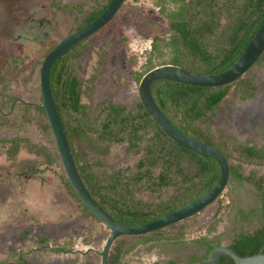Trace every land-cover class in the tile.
Returning <instances> with one entry per match:
<instances>
[{
  "label": "rangeland",
  "instance_id": "obj_1",
  "mask_svg": "<svg viewBox=\"0 0 264 264\" xmlns=\"http://www.w3.org/2000/svg\"><path fill=\"white\" fill-rule=\"evenodd\" d=\"M105 1L107 0H57L60 5L80 3L82 12L79 18L88 12L90 4L94 3V8ZM154 1L124 2L115 21L91 38V54L90 46L86 47L80 62L75 63L77 73L84 74L81 79L82 87L84 86L82 103L85 106L82 116L85 120H90L96 114V106L99 104L96 94L103 90L100 82H104L108 76L132 98V104L137 101V86L132 78L134 66L130 62L136 57L139 64H142L149 51L151 38L154 35L167 36L170 33L169 23L159 14ZM129 10L135 14V18ZM71 19L70 15L54 12L50 0H0V140L19 137L26 139L30 144L37 147L45 146L56 153L53 139L42 129L44 122L34 110L25 109L23 104H40L38 72L41 62L50 48L67 35L69 28L77 25V20L71 22ZM120 51L126 64L118 71L111 62H114V58L117 59ZM14 55L20 57L18 71L9 65ZM248 75L253 76L258 90L252 100L237 102L228 99L216 117L199 122L200 127L214 135L217 143L220 142L218 128L233 135L240 142L262 143L264 67L255 66ZM90 78L95 82V89L87 88L84 84ZM76 148L84 159L94 157V152L92 153L94 148L87 140L77 142ZM139 155L132 151H124L122 148V167L132 166ZM101 156H104L105 169L111 168L112 165H121L117 147L99 151L95 159L101 161L103 159ZM236 158L235 155L231 163L240 164V171L243 174L256 178L264 177V162L253 161L246 164ZM43 162L44 156L37 148H21L16 155L7 156L6 150L0 147V258L6 255L13 237L15 239L28 237L32 241L45 230L52 232L50 236H45L51 249L73 247L79 250L72 255L56 257L80 261L86 249L83 243L95 237L98 240H95L94 248H99L109 231L101 223L89 216L84 217L73 209L74 204L65 196L52 171L28 174L29 170L42 165ZM253 192L254 188L247 183L227 185L224 194L212 206L187 220L164 228L161 234L182 235L176 243L160 240L138 244L125 256V262L165 264L169 258H179L184 252L197 249L198 240L206 235V228L218 217L219 199L224 201L222 205H227V208L219 215L220 220L215 231L209 236L219 237L223 243H229L236 232L252 231L259 227L262 221L257 209L258 201ZM167 193L168 191L164 190L163 197L166 199L172 194V190L170 195ZM135 198L143 202L150 200L148 192H137ZM240 211L246 213L244 218ZM73 230L76 231L74 245L70 235ZM137 239L139 238L120 237L116 240L115 246L122 247ZM16 245L19 247L20 244ZM30 247L38 248L33 244ZM36 251L40 250H33L29 257L44 259V252ZM45 254L47 260L55 256L49 251ZM120 259L122 261V256Z\"/></svg>",
  "mask_w": 264,
  "mask_h": 264
},
{
  "label": "trees",
  "instance_id": "obj_2",
  "mask_svg": "<svg viewBox=\"0 0 264 264\" xmlns=\"http://www.w3.org/2000/svg\"><path fill=\"white\" fill-rule=\"evenodd\" d=\"M50 1L52 8L70 15L71 22L77 20L82 12L81 4L59 5L55 0ZM137 1L124 0L129 3ZM109 2L110 0H107L105 4L95 6L91 16L85 19V24L99 17ZM154 4L159 14L168 21L170 33L167 36L154 35L151 38L149 51L142 64H139L136 57L131 60L136 83L146 72L163 64L176 65L185 70L203 74L223 72L238 58L264 21V0H155ZM121 8L122 6L110 22L101 29L102 31L115 21ZM129 12L132 13L130 10ZM132 15L135 18V14L132 13ZM75 30V27L69 28L67 35ZM74 50L78 56L79 51ZM69 51L59 57L50 69L51 93L81 180L90 196L106 212L126 225L144 223L185 204L216 182L219 176L218 164L213 159L192 152L172 141L141 104L138 105L139 111L135 113H125L124 107L118 108L122 110V143L126 141L131 147H138V151L140 148L143 149V159L137 166L139 170L122 171V181L121 172H114L109 178L106 177V173L93 172L91 165L75 146L77 140L89 139L91 128L82 116L85 110L82 103L84 89L81 88L83 80L77 73L72 57L70 55L69 58L65 57ZM20 62V57L14 55L9 65L13 70L18 71ZM254 66L264 67V52ZM249 73L250 70L233 83L220 87H199L172 81H158L151 88L154 101L178 129L217 147L225 156L229 163L228 185L247 183L255 189L256 198L261 204L262 222L253 232L240 233L233 240L230 248L240 257L257 254L262 248L264 253V177L256 178L253 175L243 174L240 171L241 165H233L231 160L236 155L238 161L246 164L257 159L264 162V144L240 142L220 128L217 129L220 141L217 143L214 135L200 127L199 122L210 120L228 99L237 102L251 99L257 87L253 76L248 75ZM3 91L5 95V87ZM23 107L37 113L39 119L44 122L43 131L53 139L40 104H23ZM110 109L117 110L113 106ZM109 124L111 123L108 121L105 126ZM0 147L6 150L7 156L16 155L21 148L40 150L44 156V162L40 166L33 167L28 174L52 171L65 196L74 204L73 209L96 220L81 203L66 179L57 153L54 154L45 146L37 147L19 137L1 139ZM125 174L129 175L126 179L123 177ZM132 174L137 177H131ZM144 176L147 178L145 179ZM167 186H172V194L167 199H163V187ZM137 192L153 194L157 203H146L136 199ZM219 202L218 217L207 228L208 235L215 231L220 220L219 215L227 208V205H222L224 201L219 199ZM240 214L243 215L241 211ZM163 230L137 239L126 248L124 254L131 252L138 244L160 240L176 243L182 236L180 233L161 234ZM207 242L204 240L207 245L206 252L209 253L216 246ZM119 261L120 252L117 249L113 262L122 264ZM197 262L199 261L192 258L187 264ZM171 264L177 263L171 262ZM217 264H233V260L222 255Z\"/></svg>",
  "mask_w": 264,
  "mask_h": 264
},
{
  "label": "water",
  "instance_id": "obj_3",
  "mask_svg": "<svg viewBox=\"0 0 264 264\" xmlns=\"http://www.w3.org/2000/svg\"><path fill=\"white\" fill-rule=\"evenodd\" d=\"M123 2L124 0H110L108 6L99 17L57 42L44 56L38 72L40 108L43 110L50 128L62 171L81 203L109 231L102 250L99 252L100 264H108L109 250L119 237L127 239L142 238L190 218L212 206L228 185L229 163L225 156L215 146L189 136L178 129L154 101L151 94L152 85L158 81H172L199 87L226 86L245 75L264 52L263 21L238 58L223 72L203 74L191 72L176 65L163 64L154 67L141 77L137 84V93L139 101L147 114L172 141L192 152L213 159L219 166V176L210 188L185 204L144 223L135 225L123 224L106 212L86 190L76 168L49 84V72L53 63L78 42L105 27L115 16ZM222 255L231 258L233 264H264L263 248L257 254L240 257L227 246L215 247L210 251L207 260L193 264H216Z\"/></svg>",
  "mask_w": 264,
  "mask_h": 264
},
{
  "label": "flooded vegetation",
  "instance_id": "obj_4",
  "mask_svg": "<svg viewBox=\"0 0 264 264\" xmlns=\"http://www.w3.org/2000/svg\"><path fill=\"white\" fill-rule=\"evenodd\" d=\"M55 2H57V0H55ZM67 4H64V5H67ZM79 4L80 3H78L77 5H79ZM93 4L94 3L90 4V6L88 7V12L86 14L81 15L80 18L79 17L77 18V25L75 26L76 30L86 26L85 19L90 17L91 14L94 12L93 11V9H94L93 8ZM61 5H63V4H61ZM68 5H74V4L71 3V4H68ZM121 6H123V3H122ZM53 11L54 12H61L59 10L57 11L54 8H53ZM76 12L77 11L75 10V13ZM98 32H96V33H98ZM95 34H93V35H95ZM93 35L87 37L86 39L78 42L76 45L71 47L70 49L72 51L70 49H69L70 51L67 50L69 52L66 53L65 57L68 56V58H69L71 56L72 60L74 61V63H79L80 59H81V57H82V55L84 53V49L86 47H89V46H90L89 49H90V54H91L92 47L90 45V40L93 37ZM74 49H77V51H79L78 56L76 55V51ZM50 50H51V48H50ZM116 57H117V59L114 58L113 59L114 62H111V65L116 66L118 71H121L122 67H124V65L126 64L125 60L122 59V51H120L119 54ZM253 67H255V66H253ZM251 69H250V71H251ZM78 75H79V77L81 79L84 74L83 75L78 74ZM132 78H133V81L135 82V84L137 86L138 83H136V81H135V76H134L133 72H132ZM100 83L103 85L104 88H102L103 90L100 93L96 94V99H98V102H99V104L96 106V114L90 120L89 119L86 120V122L90 125V128H91V130L89 132V139L87 140V142L91 146H93V148H94L93 151H92V153L94 152L93 153L94 157L90 158V159L86 158V160L91 165L93 172L96 171V172L106 173V177H108V178L114 172H121L120 176H121V181H122V171H129V172L133 171L134 172V171L139 170L137 168V166H138L140 160L143 159V149L140 148V150L138 151V147H131L130 143H128L126 141L122 143V123H121V121H122V110L120 111V110H118V108L124 107L126 109L125 113L126 112L135 113V112L139 111L138 105L141 104V103H140L139 97H138V99L135 102V104H132L131 103L132 102V98L124 93V90L122 89V87H120V85L116 81H114V80L111 81L109 79V76L107 77V79H105L104 82H100ZM84 84H86L87 88L91 87L92 89H95V87H94L95 82H94V80L92 81V78H90L89 80L85 81ZM83 87H81V88H83ZM257 92H258V90L254 94V96L251 99H249V100H252L255 97V95L257 94ZM137 95H138V93H137ZM249 100H247V101H249ZM26 104H28V103H26ZM112 106L116 107L117 110L111 111L110 108ZM220 109H221V107L219 108V110ZM219 110L216 112V114L213 117L217 116ZM84 112H85V110H84ZM83 113H82V115H83ZM261 120H262V116H261ZM108 121L111 124H109L108 126H105L108 123ZM262 136H263L262 143H259V144H264V134ZM116 139H119L121 141L118 142ZM77 142H80V141L77 140L76 143ZM76 143H75V146H76ZM251 143L258 144L256 142H251ZM115 147H117L119 149L120 156H121V158L119 159V162H120L121 165L120 166L112 165L111 168L105 169L103 167V161H104L103 157L104 156H101V159L103 158L101 161L95 159V156H96V154L99 151L102 152V151H106L108 149L115 148ZM122 148H123L124 151L128 150V151H132L134 153H139L140 154L139 155L140 157L136 160V162L132 166H124V167H122ZM256 161L262 162V161H260L258 159L255 160V162ZM126 176H129V175L125 174L123 176L124 179H126ZM133 176H136V175L132 174L131 177H133ZM144 178L146 179L147 177L144 176ZM163 190L168 191L167 195H170L171 194V190H172V186L163 187ZM253 193H254V196L256 197L255 189H254ZM148 194L150 196V200L146 201V203H153V204L157 203V200H156L155 196L154 195L151 196L150 193H148ZM163 199H166V198L163 197ZM256 200H257V198H256ZM260 207H261V204L258 201L257 209L259 211V217L262 219V212L260 210ZM80 214H82L84 217L87 216L84 213H80ZM242 214H243L242 216L244 218L246 213H242ZM187 219H189V218H187ZM187 219H185V220H187ZM178 223H180V222H178ZM173 225H175V224H173ZM209 225H208V227H209ZM207 228H206V231H205L206 235L201 237L198 240V245L199 246L197 247V249H195L196 251L192 250V251L184 252L183 254H181V257H179V258H169V259H167L165 264H171V262H175L177 264H187L192 258H195L199 262L207 260L210 252L209 253L206 252L207 245H206V243H204V240H207L208 244L214 245L216 247H218V246H227V247L230 248V246L233 243V240L235 239V237L238 234H240V233L248 234V233L253 232L256 229L255 228V229H253L250 232H243V231L242 232L241 231L236 232V234L234 236H232V238L229 241V243H223L219 239V237H214L213 235L209 236L207 234ZM41 232L42 233L41 234L39 233L37 235V237H35L34 240H32V241L28 237H26V239L25 238L24 239H20V238L15 239L13 237L10 240L11 245L8 246L6 255L4 257L0 258V264H100V255H99L100 251H99V249L102 250L103 244H101V247H99V248H94V246H95L94 242H96L95 240H98L95 237H93L92 239L87 240V241H85L83 243V244L86 245V249L82 253V259L80 261L79 260H75L74 261L72 259L70 260V259H67V258H58L56 256L57 255L66 256L68 254L72 255V254L78 253L79 250H77V249H75L73 247L71 249H61L60 247H56V249H51L52 247H50V245L48 244V241H47L45 236H47V237L50 236L52 234V232L51 231H45V230H43ZM77 233H79V232H77ZM70 235L72 236V242H73V245H74V242H76V240H74L75 237H76V231H74V230L71 231ZM79 235H81V233H79ZM202 238H204V239H202ZM7 240H8V238H7ZM16 243L20 244L19 247H17V245L15 246ZM115 243H116V240L114 241V243L112 244V246H111V248L109 250V254H108V257H107V263L108 264H116L115 262H113V260H114V256L116 255V250L118 249L119 252H120V258L122 256V261L120 259L119 262L122 263V264H128L124 260L125 256L127 255V254H124V251L132 243H129V244H127L125 246H122V247H120V246L116 247ZM31 244H33L35 246H38V248L34 247L32 249L30 247ZM40 248H42V249H40ZM35 249L36 250L37 249L40 250V251H36L38 253H42V251L44 252V255H43L44 259H41L42 261L39 260V259H34V258L31 259L29 257V255ZM46 251L54 253L55 256H52L51 258H49V260H47L45 258V256H46L45 252ZM131 252H129V253H131ZM158 264H159V262H158Z\"/></svg>",
  "mask_w": 264,
  "mask_h": 264
}]
</instances>
